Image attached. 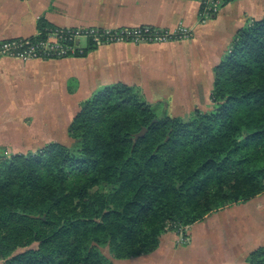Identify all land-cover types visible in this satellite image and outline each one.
<instances>
[{
	"label": "trees",
	"instance_id": "16d2710c",
	"mask_svg": "<svg viewBox=\"0 0 264 264\" xmlns=\"http://www.w3.org/2000/svg\"><path fill=\"white\" fill-rule=\"evenodd\" d=\"M55 28L41 21L40 38ZM211 102L161 115L140 87L118 83L81 104L71 145L0 151L3 264H117L154 252L169 220L195 224L263 194L264 17L214 68ZM246 262L264 264V247Z\"/></svg>",
	"mask_w": 264,
	"mask_h": 264
},
{
	"label": "crops",
	"instance_id": "0c3cea01",
	"mask_svg": "<svg viewBox=\"0 0 264 264\" xmlns=\"http://www.w3.org/2000/svg\"><path fill=\"white\" fill-rule=\"evenodd\" d=\"M202 1L0 0V43L39 36L41 21L61 29L193 30L188 40L104 44L83 58L0 59V151L34 153L67 142L81 104L118 83L140 87L149 103L164 100L177 114L207 107L214 68L238 31L264 17V0H234L205 20ZM188 237L181 245L178 233H164L154 252L117 264H247L264 247V200L214 215Z\"/></svg>",
	"mask_w": 264,
	"mask_h": 264
},
{
	"label": "built area",
	"instance_id": "2783aa9c",
	"mask_svg": "<svg viewBox=\"0 0 264 264\" xmlns=\"http://www.w3.org/2000/svg\"><path fill=\"white\" fill-rule=\"evenodd\" d=\"M229 1L234 0H203L202 17L207 19L218 13ZM193 30L180 27L175 31L154 27H138L134 29H53L45 39L40 35L32 39H16L0 43V59L15 58L22 61L33 59H65L76 57L88 48L89 41L98 45L133 43V44H166L191 39ZM180 244H187V233L177 231Z\"/></svg>",
	"mask_w": 264,
	"mask_h": 264
},
{
	"label": "rangeland",
	"instance_id": "374dc122",
	"mask_svg": "<svg viewBox=\"0 0 264 264\" xmlns=\"http://www.w3.org/2000/svg\"><path fill=\"white\" fill-rule=\"evenodd\" d=\"M156 96V95H154ZM158 98V97H157ZM157 99H153V102L156 101ZM165 102L164 100H161V101H156V103H154L153 105H156L157 107H159V113L164 114L165 111L167 110L166 107H165V104L163 103ZM177 103V102H176ZM208 106H213L212 102L211 104H209ZM197 108V107H196ZM200 108H203V107H200ZM195 108H192V109H186L185 112H192L194 111ZM179 112V110H176V112ZM167 112V111H166ZM184 110H182L180 113L181 114H184L185 113ZM73 143L72 139H69L67 142H65L64 144H67V145H71ZM264 200V193L257 196L256 198H254L253 200H250L249 202H246V203H241V204H234V205H228V206H225L221 209H216V208H213L212 206V211L211 213H209L204 220L198 222V223H195V224H189V225H186V224H183L182 222H179V221H174V220H169L167 222V226H166V232L165 233H177V231H181L182 233H194V231L203 223H205V221H207L208 219H210L211 217H213L214 215H217V214H220L222 212H225V210L229 209V208H232V207H235V206H239V205H244V204H255V202H258V201H263ZM252 207V205H250ZM252 210H254L252 208ZM181 245H184V244H181ZM104 253L106 255H108V250H104ZM3 261L4 260H0V264H3Z\"/></svg>",
	"mask_w": 264,
	"mask_h": 264
},
{
	"label": "water",
	"instance_id": "95a60500",
	"mask_svg": "<svg viewBox=\"0 0 264 264\" xmlns=\"http://www.w3.org/2000/svg\"><path fill=\"white\" fill-rule=\"evenodd\" d=\"M147 131H148L147 128H143L142 131L136 136V139L143 137L147 133Z\"/></svg>",
	"mask_w": 264,
	"mask_h": 264
}]
</instances>
